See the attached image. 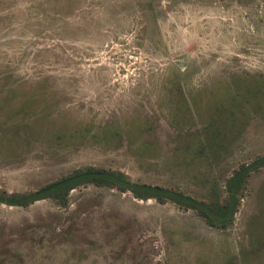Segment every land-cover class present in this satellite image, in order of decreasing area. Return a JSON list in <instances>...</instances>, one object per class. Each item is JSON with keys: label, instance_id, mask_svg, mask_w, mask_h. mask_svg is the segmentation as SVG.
<instances>
[{"label": "rangeland", "instance_id": "rangeland-1", "mask_svg": "<svg viewBox=\"0 0 264 264\" xmlns=\"http://www.w3.org/2000/svg\"><path fill=\"white\" fill-rule=\"evenodd\" d=\"M241 162L223 226L90 181L0 202V264H264V0H0V190L92 163L215 209Z\"/></svg>", "mask_w": 264, "mask_h": 264}, {"label": "trees", "instance_id": "trees-1", "mask_svg": "<svg viewBox=\"0 0 264 264\" xmlns=\"http://www.w3.org/2000/svg\"><path fill=\"white\" fill-rule=\"evenodd\" d=\"M247 166L248 164L241 162L237 167L232 169L230 177L225 182V193L215 209H208L201 204V201L200 203L199 201L194 202V199L189 195L171 191L161 184L132 181L121 170L110 169L92 163L76 166L65 173L44 181L31 191L0 190V202L26 205L34 199L47 195L59 202H64L69 188L76 184L90 181L94 184L113 185L119 190L128 189L137 197L151 196L159 202L164 201L166 198H172L182 206L194 207L195 211L208 224L223 226L232 217V212L237 202V187L243 177L242 173L244 174L247 171Z\"/></svg>", "mask_w": 264, "mask_h": 264}]
</instances>
